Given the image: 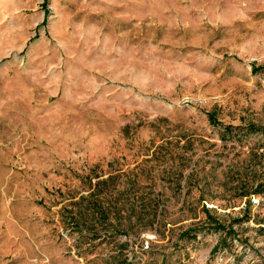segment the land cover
<instances>
[{
	"label": "rangeland",
	"instance_id": "obj_1",
	"mask_svg": "<svg viewBox=\"0 0 264 264\" xmlns=\"http://www.w3.org/2000/svg\"><path fill=\"white\" fill-rule=\"evenodd\" d=\"M0 264H264V0H0Z\"/></svg>",
	"mask_w": 264,
	"mask_h": 264
},
{
	"label": "trees",
	"instance_id": "obj_2",
	"mask_svg": "<svg viewBox=\"0 0 264 264\" xmlns=\"http://www.w3.org/2000/svg\"><path fill=\"white\" fill-rule=\"evenodd\" d=\"M255 69H258V68H255Z\"/></svg>",
	"mask_w": 264,
	"mask_h": 264
}]
</instances>
